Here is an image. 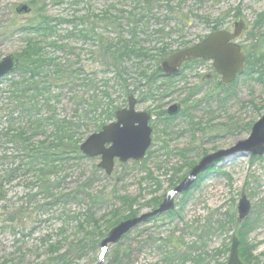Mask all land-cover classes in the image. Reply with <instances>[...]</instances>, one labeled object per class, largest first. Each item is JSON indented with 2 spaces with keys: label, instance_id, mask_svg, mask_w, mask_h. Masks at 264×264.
Masks as SVG:
<instances>
[{
  "label": "rangeland",
  "instance_id": "rangeland-1",
  "mask_svg": "<svg viewBox=\"0 0 264 264\" xmlns=\"http://www.w3.org/2000/svg\"><path fill=\"white\" fill-rule=\"evenodd\" d=\"M23 5L31 12L17 13ZM41 12L58 26L53 37L31 36L44 49L45 65L54 61L74 72L68 83L59 84L49 71V78L39 81H46L44 86L40 84L42 94L29 91L20 99L14 94L17 83L23 82L19 73L1 80L0 134L22 129L37 145L52 142L53 123L66 121L78 126L74 133L81 146L103 126L115 122V112L126 109L133 94L138 101L136 111L151 117L152 146L141 163L121 164L116 160L111 175L98 167L100 158H87L81 151V159L72 155L68 161L40 163L35 171L18 173L14 183L2 189L1 195L7 196H0V264H96L102 241L117 226L110 224L132 219L131 211L138 217L158 208L168 192L189 174L188 164L196 165L207 155L247 140L254 124L263 117L264 20L258 28L256 24L264 16V0H0V61L13 55L20 64L18 56L23 54L27 38L22 30L36 23ZM131 12L137 18L130 19L133 23L128 20ZM122 15L124 19L119 18ZM239 19L246 31L237 43L247 61L244 73L232 86L222 84L213 62L197 60L170 83L162 75L150 89L147 80L161 69L163 60L199 44L215 28L232 32ZM133 27L137 30L132 31ZM87 32L90 38H106L103 45L117 43L121 37L123 41L134 40V45L145 49L151 58L133 57L117 70L113 61L103 59L99 39L81 36ZM55 41L58 46L51 45ZM164 46L167 55L158 57ZM34 95L39 112L30 116L19 105L25 103L28 108ZM93 96L100 105L91 114L87 112ZM174 104L181 105L182 110L166 121L167 110ZM37 121L44 127L31 136L30 128ZM0 140L4 145L6 139ZM18 150L11 144L0 150V177L3 165L15 159ZM43 169L45 174L40 172ZM243 195L252 205L247 220L258 219L246 244L262 264L264 156L253 159L251 155L233 156L215 168L189 198L177 196L179 217L152 219L119 243L108 244L104 264H113L115 254L121 258L124 252L128 257L122 264H227L230 252L224 250L230 251L236 236L237 208ZM122 198L129 203L124 204ZM114 213H118L117 219ZM229 218L233 224L222 229ZM89 233H95L92 248L73 252ZM71 249L69 261H57Z\"/></svg>",
  "mask_w": 264,
  "mask_h": 264
},
{
  "label": "water",
  "instance_id": "water-1",
  "mask_svg": "<svg viewBox=\"0 0 264 264\" xmlns=\"http://www.w3.org/2000/svg\"><path fill=\"white\" fill-rule=\"evenodd\" d=\"M28 6L23 5L17 9L19 14L30 13ZM246 31L245 24L238 20L234 24V32L216 31L211 33L199 44L178 51L168 59L161 62V73L164 77H176L180 73L183 63L203 60L213 62L217 75L225 86L233 84L240 77L246 66V55L237 39ZM19 68V61L15 56H8L0 61V81L6 76L15 73ZM138 101L133 94L128 97V108L115 112L116 121L104 126L102 130L90 136L81 146V153L87 158H100L99 168L107 175H111L116 160L121 164L133 161L141 163L152 146L153 129L149 123L151 117L147 113L136 111ZM181 112L179 104L172 105L167 114L175 117ZM253 158L264 156V115L254 124L247 140L240 141L231 149L219 150L203 157L189 172L186 178L172 191L168 192L157 209L138 217L120 222L111 230L108 237L102 241L101 246L119 243L125 235L138 226L150 220L163 216L176 209L175 198L190 192L199 176L213 168L219 167L223 162L228 163L233 156ZM251 202L243 195L238 204L237 222L242 224L251 212ZM240 242L234 237L227 264H244L239 254ZM105 258H98L96 264H104Z\"/></svg>",
  "mask_w": 264,
  "mask_h": 264
},
{
  "label": "trees",
  "instance_id": "trees-1",
  "mask_svg": "<svg viewBox=\"0 0 264 264\" xmlns=\"http://www.w3.org/2000/svg\"><path fill=\"white\" fill-rule=\"evenodd\" d=\"M40 16L41 18L36 20L37 21L36 23H30L29 26H27L26 28H24V30H22L27 35V38L25 40L26 42L25 50L23 51L22 55L18 56L20 58V64L15 74L19 73V75L23 79V82H20L19 84L17 83L18 88L15 87L14 94H15L16 99L22 98L21 95L26 94V92L28 93L29 91H33V93L37 94V96L40 95V92L42 94V90L40 89V84H43L42 86H44L46 84V81H43V83L41 82L39 83V81H41L44 78L48 79L49 71L53 72V77L56 79V82H58L59 84L68 83V81H70L69 79L71 75L74 72V71L71 72L70 68H68L69 71L65 70L62 66L58 64L56 65L54 61H51V62L48 61L50 63L47 66L45 65L46 60H44L43 58L44 49L42 48V46H40L39 42H37L36 40H33L31 36L34 37L35 35H37L42 38L53 37L57 33L58 26H55L53 24L55 21L45 16L43 12H41ZM129 16L130 17L128 18V20H130L131 18L137 19L136 16L132 12L129 14ZM102 18L106 19V14H103ZM119 18L124 19V15H122ZM263 20H264V16L261 15L256 24V28H258V26L263 22ZM130 23H133V22L130 20ZM136 30L137 28L133 27L132 31H136ZM215 31H217L216 28H215ZM162 33H163V30H160L159 34H162ZM81 36L85 40L94 39V38H95L94 40L99 39V43H100L99 50L103 51V55H102L103 59L107 58L113 61V66L117 70L119 68L121 69L122 65L128 60H131L133 57L136 59L148 58V57L151 58V56H149L148 52L145 49L143 48L138 49L136 45H134V42H135L134 40L123 41L124 38L121 37L119 38V40H117V43L103 45L104 42L106 41V38L104 37L97 36V37L90 38L88 36V32L87 34L83 33ZM132 36L134 35L132 34ZM51 45L58 46V43L57 41H55ZM158 55H159L158 57H165L167 55V46L160 48V50L158 51ZM248 63L250 64V61ZM254 65L255 64H252V67H254ZM116 74H117V78L119 80H122L119 73L117 72ZM142 75L144 77H147L146 73ZM261 76L263 77L264 74H261ZM159 77L161 78L162 74H161L160 69H157L156 72L154 73V76L147 80V83H148L147 85L150 86V89H151V86L157 83L156 79H159ZM163 78L165 77L163 76ZM174 79L175 78H168L167 80H169L168 82L170 83ZM45 89H46L45 90L46 92L49 91L48 87ZM150 95H151V91H150ZM35 96L36 95L30 98V101H29L30 104L28 103L29 104L28 108H25L27 107V105H24L25 103L19 105L23 108L22 111L26 112L30 116L32 114H36L39 112L37 109L38 105L36 104L37 105L36 106L34 103L36 99ZM104 98H108V97L105 96ZM99 105L100 103L96 102V96H93L92 102L90 103V109L88 110L87 113L94 114L97 111ZM111 117H113V114H111ZM166 119H167L166 121H169L172 118L169 117ZM64 123L65 124H62V122L60 124L57 122L53 123L52 127L55 129V133L53 134L54 140L52 142L43 141L41 143H38L37 145L33 144V142L27 137L28 133L22 129H19L14 132L9 131V133L4 134V136L3 134H0V139L2 137L6 139V142L4 143V145L3 143H1V140H0V150L3 149V146H6L8 144L15 145L19 148L18 155H15L16 158L15 159L12 158L13 160L11 162L6 161V163L3 165L5 169H4V172H2L3 174H1V177H0V196H7L6 194L1 195L2 189L4 191L5 187L14 183L17 177H19L18 176L19 174L24 175L25 173L29 171H33V170L35 171V166H37V164L43 163V164L53 165V163L55 164L61 161H68L70 157H72V155L73 157H76L77 159H81L80 149H79L80 140H76L75 133H74V128L75 127L78 128V126H76L75 124L71 122L66 123V121H64ZM42 127H44L42 122L37 121L35 124H33L32 127L30 128V130L33 131L31 132V136L33 135V133H37L36 131L38 132L41 131ZM253 159H261V158L257 157ZM1 166L2 164H1V157H0V171H2ZM188 166L190 169H192L195 166V164H188ZM213 170L214 169H212L211 171ZM44 171L45 169L40 170V172H44ZM209 174L210 173L200 176L199 179L194 184L192 191L183 194L182 197L189 198L194 191L200 189V185L204 182L205 179L209 178L208 176ZM122 199L124 201V204L129 203L128 199H125V198H122ZM154 205H157V204L155 203ZM164 216L172 220V219L179 217V213L176 210H174V211H171L165 214ZM113 217L114 219H117L118 213H114ZM129 217L135 218L137 217V213L134 211H131ZM160 217H163V216H160ZM230 218L227 221H225L222 225H221V222L219 223L222 229H226L230 225L233 224L232 222L233 220H231ZM114 222L110 224V227L113 225L114 226L118 225L120 221L115 220ZM257 222H258V219H255V220L248 219L246 222H244L241 225L237 222V220H236V224L234 222L237 228L235 234H236V237L240 241V248H239L240 258L243 260L245 264H254V263L259 264L260 262V259H257L252 255L251 250H253V248L246 244V237L249 233L254 231ZM240 226L242 227L238 228ZM206 230H209V228H207ZM94 234L95 233H89V235L85 236L86 238H84L83 240H80L77 243V245L73 247V252L81 251V253H84L85 251H87V249L92 248L91 245H94V242L93 240H91V238H92V235ZM100 236H103V234L100 233ZM124 238H126V236ZM98 244H100V242L98 243L96 242V245ZM73 252H72V249L69 250L68 252L59 256L57 261L66 263L72 258ZM228 252H229V248H225L224 253H228ZM115 256L116 257L113 260V264L114 263L122 264L121 261L123 260V258L128 257L126 252L123 253L121 258H119L118 253H116ZM106 257H107V254H106ZM180 259L182 260V262L185 260L183 256H181Z\"/></svg>",
  "mask_w": 264,
  "mask_h": 264
},
{
  "label": "flooded vegetation",
  "instance_id": "flooded-vegetation-1",
  "mask_svg": "<svg viewBox=\"0 0 264 264\" xmlns=\"http://www.w3.org/2000/svg\"><path fill=\"white\" fill-rule=\"evenodd\" d=\"M232 32H234V29H233V31ZM195 61H197V60H195ZM195 61H193V62H195ZM189 63H192V62H185V63H183L182 64V66H181V69H180V73L178 74V76H180L181 75V71H182V69L184 68V67H186ZM187 64V65H186ZM160 71H161V69H160ZM162 74V73H161ZM178 76H176V77H178ZM176 77H173V78H176ZM137 99V98H136ZM181 106V105H180ZM128 108V107H127ZM181 110H182V107H181ZM170 118H173V117H170ZM207 173H210L208 176H211L213 173H214V170L213 171H208V172H206L205 174H207ZM205 174H203V175H205ZM202 176V175H201ZM200 177V176H199ZM199 177H198V179H199ZM206 180V179H205Z\"/></svg>",
  "mask_w": 264,
  "mask_h": 264
}]
</instances>
